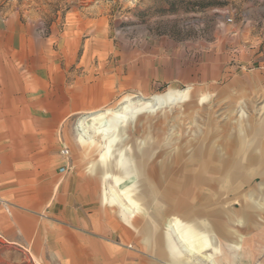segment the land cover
<instances>
[{
	"label": "rangeland",
	"instance_id": "1",
	"mask_svg": "<svg viewBox=\"0 0 264 264\" xmlns=\"http://www.w3.org/2000/svg\"><path fill=\"white\" fill-rule=\"evenodd\" d=\"M263 61L264 0H0V138L45 170L8 205L0 179L26 226L0 225V264L88 261L59 244L70 179L98 186L95 264H264Z\"/></svg>",
	"mask_w": 264,
	"mask_h": 264
},
{
	"label": "crops",
	"instance_id": "2",
	"mask_svg": "<svg viewBox=\"0 0 264 264\" xmlns=\"http://www.w3.org/2000/svg\"><path fill=\"white\" fill-rule=\"evenodd\" d=\"M259 69H264V61L259 65ZM5 125L8 126L7 123ZM3 137L0 138V179L4 180L2 187L5 189L2 193L5 197H3V201L8 205L16 198L15 192H11V188L18 184L15 180L40 178L45 170H42L44 166L40 169L41 160L38 159H41L43 154L35 150L38 143L36 139L19 140ZM50 172L51 170H48V173ZM66 172V168L62 171L60 169L61 174H66ZM72 187L71 179L66 180L65 184L62 185V189L67 195L65 208L60 210V218L64 223L61 230H65V236L63 235V238L59 240L60 248L65 249L66 253L82 252L83 255L85 254L84 260H88L84 264H95L90 259H97L101 244L106 243L99 235L98 186H88L90 190L85 192V189H80L82 187L76 185L75 190H80L83 193L76 192L74 197L71 198L68 197V193ZM9 206L10 209L8 206L4 208L0 205V225L3 227V231L9 232L11 230L12 232L15 227L20 230L26 229L24 223L20 221L19 215L16 216L11 211L12 208H17L16 205ZM82 230L86 233H80L83 232ZM51 242L53 244L52 248L56 249L58 242L54 240ZM68 256L66 254V257Z\"/></svg>",
	"mask_w": 264,
	"mask_h": 264
},
{
	"label": "bare ground",
	"instance_id": "3",
	"mask_svg": "<svg viewBox=\"0 0 264 264\" xmlns=\"http://www.w3.org/2000/svg\"><path fill=\"white\" fill-rule=\"evenodd\" d=\"M115 192V191H114ZM116 194V192H115ZM117 200L121 203V205L124 207L125 210L131 212V208H129L123 201L122 199L120 198V196L117 195ZM171 233H173V235L175 236V239L178 241L179 245L184 249V251L186 253L189 254H192L193 257H195L196 255V251L192 248V245L190 243V241L186 238V237H183L176 229V227L172 224V229H171ZM240 232V230H236V232ZM235 232L231 231L229 228H227V226H221V228L219 229V234H221L220 237L217 238V240L213 241L214 243H209L207 245V247L209 246H212L213 245V248L215 251H218L220 253V257H222L224 255V252H223V240H232L233 237H234V234ZM229 248L230 250H232L230 253H226L225 257L227 259V264H235L236 262V253H237V248L235 245H232L230 244L229 245ZM225 250V249H224ZM209 251V250H208ZM208 253V252H207ZM211 253V252H210ZM187 255V254H186ZM187 255V256H188ZM239 257V256H238ZM103 259H100L102 260V263L103 264H108L109 263V257H106V256H103L102 257ZM197 260L200 261V263L202 264H206V263H210V264H219L217 262V259L213 258L212 256L210 255H207V256H204L203 258H196ZM99 260V261H100ZM99 263V262H98ZM184 264H197V263H188V262H184ZM238 264V262H237Z\"/></svg>",
	"mask_w": 264,
	"mask_h": 264
},
{
	"label": "built area",
	"instance_id": "4",
	"mask_svg": "<svg viewBox=\"0 0 264 264\" xmlns=\"http://www.w3.org/2000/svg\"><path fill=\"white\" fill-rule=\"evenodd\" d=\"M62 154H64V155H68V154H69V150H68V149H63V150H62Z\"/></svg>",
	"mask_w": 264,
	"mask_h": 264
}]
</instances>
